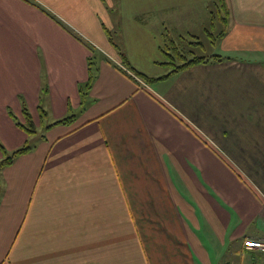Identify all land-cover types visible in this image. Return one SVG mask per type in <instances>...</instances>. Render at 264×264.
I'll list each match as a JSON object with an SVG mask.
<instances>
[{
    "label": "crops",
    "instance_id": "1",
    "mask_svg": "<svg viewBox=\"0 0 264 264\" xmlns=\"http://www.w3.org/2000/svg\"><path fill=\"white\" fill-rule=\"evenodd\" d=\"M217 1L0 0V159L44 130L0 171V264H264V0Z\"/></svg>",
    "mask_w": 264,
    "mask_h": 264
},
{
    "label": "trees",
    "instance_id": "2",
    "mask_svg": "<svg viewBox=\"0 0 264 264\" xmlns=\"http://www.w3.org/2000/svg\"><path fill=\"white\" fill-rule=\"evenodd\" d=\"M215 4H216V9L220 10V11L223 10L225 12V15L219 16V15H217V13H214V11H211L212 19L215 20V22L219 21V22H222L223 24H225L226 17L229 15L228 8H227L224 0H218ZM220 34H222V36L224 35V29L222 30V32H220ZM193 45H197V44L195 43ZM172 52H174V54ZM190 52L191 51L187 50L185 45H183V43H182V45H176L173 48V50L170 49L168 52L166 51V53H164V55L169 60H165L163 65H165V67L166 66H170V67L172 66V70L169 71L164 76L153 79V78H148V77L144 76L143 74H140V73H138V74H139V76H142L146 82L158 81V80L166 79L170 75L177 73L181 70H184L186 68L192 67L194 65L205 64L209 60H215V61L221 60V58L219 56L200 57V56L190 55L191 57L188 58L187 55L191 54ZM176 59L181 60V61L177 62V61H175ZM90 70L91 69H90V64H89V71ZM92 79H93V73L90 72L88 81L84 84L83 88L80 89L81 92L91 88ZM22 112H23V115L25 118V124H18V126H20L27 134L32 135L35 133V128H34L32 120H31V117H30L28 111L26 110V108H23ZM9 114L12 117H14L11 112ZM71 120H72V116H68L66 118H63V119L57 121V124L58 123L67 124ZM0 148L3 149L1 145H0ZM31 148L32 147L28 143H25L22 147L12 151L9 154L4 152L5 156L0 162V171L4 166L11 164L14 161V159L17 158L18 156H21V155L29 152L31 150Z\"/></svg>",
    "mask_w": 264,
    "mask_h": 264
},
{
    "label": "rangeland",
    "instance_id": "3",
    "mask_svg": "<svg viewBox=\"0 0 264 264\" xmlns=\"http://www.w3.org/2000/svg\"><path fill=\"white\" fill-rule=\"evenodd\" d=\"M213 10H214V13H217V15H219V16L220 15H225V12L223 10H221V11L220 10H217L216 7H214ZM219 29H220V26H218V29L217 30L219 31ZM182 43L183 42H179V45H182ZM193 44H195V43H191V42L185 43V47H186L187 50L192 51L194 53V55H196V56L197 55L207 56V55H210V54H212L214 52H217V46H213L211 44L210 40L207 37L201 38L200 42L197 45H193ZM172 53L174 54V52H172ZM187 57L190 58L191 56L190 55H187ZM155 58L158 59V61H161V62L162 61L164 62L165 60H169L165 55H162V56L159 55V56H156ZM175 61L180 62L181 60L176 59ZM116 62L119 63L118 60ZM166 72H167L166 70H162L161 72L158 71L157 75L158 74H161V73H166ZM15 106H16V102L11 103V107L12 108H15ZM20 106H21V113H22V117H23V122L21 123V120L15 119V117H13V121L16 122L17 124H20V123L21 124H25V118H24L22 109L23 108H26V110H27L28 106H27L26 103H24L22 101L20 102ZM11 111H13V109H11ZM11 111L9 110L8 112H11ZM16 116L19 117L17 114H16ZM39 118H40V114L39 115L37 114L35 116V119L38 121ZM42 121H43V123L45 125H47L48 122H49V120H46L45 121L44 119H42ZM43 133H44V130L38 128L35 137H31L30 138L29 145L30 146L35 145V143H37L41 139ZM0 155H1V153H0ZM3 158H4V156L1 157L0 162H1V160ZM262 259H264V257Z\"/></svg>",
    "mask_w": 264,
    "mask_h": 264
},
{
    "label": "built area",
    "instance_id": "4",
    "mask_svg": "<svg viewBox=\"0 0 264 264\" xmlns=\"http://www.w3.org/2000/svg\"><path fill=\"white\" fill-rule=\"evenodd\" d=\"M243 248L247 251H256L258 253L264 254V238H249L243 242Z\"/></svg>",
    "mask_w": 264,
    "mask_h": 264
},
{
    "label": "bare ground",
    "instance_id": "5",
    "mask_svg": "<svg viewBox=\"0 0 264 264\" xmlns=\"http://www.w3.org/2000/svg\"><path fill=\"white\" fill-rule=\"evenodd\" d=\"M244 254V253H243ZM247 255H249L250 256V254H247ZM257 260V259H256Z\"/></svg>",
    "mask_w": 264,
    "mask_h": 264
}]
</instances>
